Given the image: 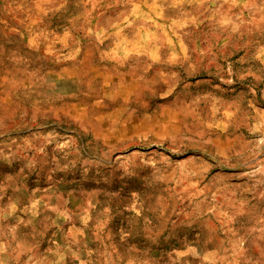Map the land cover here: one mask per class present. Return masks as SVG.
<instances>
[{
    "label": "rangeland",
    "instance_id": "rangeland-1",
    "mask_svg": "<svg viewBox=\"0 0 264 264\" xmlns=\"http://www.w3.org/2000/svg\"><path fill=\"white\" fill-rule=\"evenodd\" d=\"M0 264H264V0H0Z\"/></svg>",
    "mask_w": 264,
    "mask_h": 264
}]
</instances>
